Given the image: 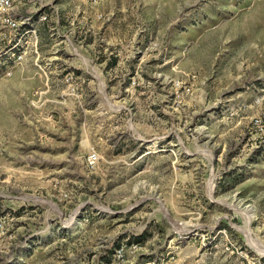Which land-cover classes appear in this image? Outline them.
Listing matches in <instances>:
<instances>
[{"label": "rangeland", "instance_id": "1", "mask_svg": "<svg viewBox=\"0 0 264 264\" xmlns=\"http://www.w3.org/2000/svg\"><path fill=\"white\" fill-rule=\"evenodd\" d=\"M9 12L0 264H264V0Z\"/></svg>", "mask_w": 264, "mask_h": 264}, {"label": "built area", "instance_id": "2", "mask_svg": "<svg viewBox=\"0 0 264 264\" xmlns=\"http://www.w3.org/2000/svg\"><path fill=\"white\" fill-rule=\"evenodd\" d=\"M11 3H12V0H0V24L11 30H18L19 22L17 19L13 18V16L9 12ZM16 57H17V60H20L22 58V54L18 52ZM97 160H98V155L95 152H91L87 156V162L91 166Z\"/></svg>", "mask_w": 264, "mask_h": 264}]
</instances>
